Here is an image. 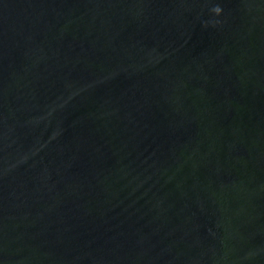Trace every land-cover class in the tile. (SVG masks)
I'll list each match as a JSON object with an SVG mask.
<instances>
[{"label":"water","instance_id":"1","mask_svg":"<svg viewBox=\"0 0 264 264\" xmlns=\"http://www.w3.org/2000/svg\"><path fill=\"white\" fill-rule=\"evenodd\" d=\"M0 264H264V0H0Z\"/></svg>","mask_w":264,"mask_h":264}]
</instances>
